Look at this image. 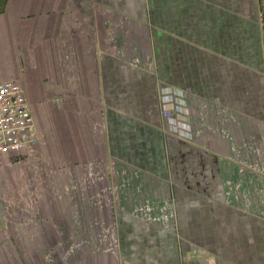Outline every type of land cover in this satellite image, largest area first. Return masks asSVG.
<instances>
[{
	"label": "crops",
	"instance_id": "crops-1",
	"mask_svg": "<svg viewBox=\"0 0 264 264\" xmlns=\"http://www.w3.org/2000/svg\"><path fill=\"white\" fill-rule=\"evenodd\" d=\"M2 80L37 143L0 264H264V0H0Z\"/></svg>",
	"mask_w": 264,
	"mask_h": 264
},
{
	"label": "built area",
	"instance_id": "built-area-1",
	"mask_svg": "<svg viewBox=\"0 0 264 264\" xmlns=\"http://www.w3.org/2000/svg\"><path fill=\"white\" fill-rule=\"evenodd\" d=\"M161 115L167 118L171 112L161 109ZM36 143L34 119L23 88L13 80L0 81V158L29 150Z\"/></svg>",
	"mask_w": 264,
	"mask_h": 264
},
{
	"label": "rangeland",
	"instance_id": "rangeland-1",
	"mask_svg": "<svg viewBox=\"0 0 264 264\" xmlns=\"http://www.w3.org/2000/svg\"><path fill=\"white\" fill-rule=\"evenodd\" d=\"M246 146L244 145V142L241 144V149L245 148ZM248 147V146H247ZM238 148L235 147V151L237 152ZM30 151V149L28 150H23L19 153H16V154H7L8 155V159L9 160H12V162H16L20 159H23L24 157H27V152ZM246 156H248L249 160L251 161V172L255 175H259L260 174V167H259V163H260V160H261V154H260V151L259 150H256V148L254 147V144H253V149L249 150L247 152V155H246V152H237V158L241 161H245L246 159ZM30 157V156H29ZM34 169H37V168H34ZM20 167H16L14 168L13 170L12 169H8V171L6 172L5 169H4V165L0 166V212H2L4 210V204L8 205L9 207L11 206L14 210V217H15V214H16V210H19V208L21 207L22 205V191H21V187H22V181L23 178L21 177V171H20ZM36 172L34 171V174ZM6 175H9L10 177L13 176L14 179H12L13 181V188H12V191H11V195L9 196L8 199L4 200V186H5V176ZM12 178V177H11ZM26 201L27 199H25V204H26ZM105 201V200H103ZM31 204V202H29ZM142 207L144 206L141 205ZM17 215V214H16ZM19 217V214L17 215ZM142 219L143 220H146V221H154V222H164V221H168L170 218H173L174 217V221H175V216L173 214V217L172 216H169V215H165L163 212H160L158 214H142ZM1 217L0 216V220H1Z\"/></svg>",
	"mask_w": 264,
	"mask_h": 264
}]
</instances>
